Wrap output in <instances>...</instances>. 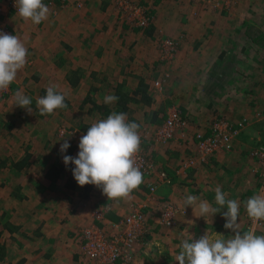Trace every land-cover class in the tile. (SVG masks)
<instances>
[{
  "label": "crops",
  "instance_id": "1",
  "mask_svg": "<svg viewBox=\"0 0 264 264\" xmlns=\"http://www.w3.org/2000/svg\"><path fill=\"white\" fill-rule=\"evenodd\" d=\"M43 3L48 5L49 15L39 25L21 19L16 11L0 15V18L10 16L9 21L13 26H8V34L18 36L25 44L28 49L27 60L30 59L27 65L30 69L33 62L35 68H40V74L34 71L32 75L29 71L24 72V77H17L6 90L0 91V133L8 136L0 137V143H17L18 150H22L23 146L29 147L28 151L25 148L18 159H7L4 156V160L0 161V185L5 184L7 180L15 181L14 192L0 191V204L4 206L0 209V220L4 213L9 217L0 225L2 235H8L6 240H0V264H82L81 258L91 263L83 253L80 233L93 222L94 211L103 206H110V210L106 212L107 220L119 221L123 218L128 210L130 197L108 199L102 189L96 186L87 192L85 186H79L72 175L74 165L66 166L63 163V155L69 154L70 151L72 153L75 145L78 146L80 137L86 133L81 126L82 122H87L86 114L93 109L89 107L94 106L93 101L97 106L103 107L104 96H117L121 87L132 94L141 79L148 86L153 85L154 81L147 80L140 72L120 66V60L126 56L130 63L139 61L143 64L142 59L147 56L144 53H150L141 46L145 34L157 38L161 29H168L167 24L170 36L176 37L181 44L175 69L183 70L195 83L194 86H200L204 80H201L202 75L205 79L207 75H211L212 79L206 83L207 88L219 92L222 85L219 82L225 78V68L236 69L233 82L229 85L232 89L236 84V95L226 92L225 89L220 90L217 99L224 103L219 106L209 96L211 91L206 88L205 92L202 89L197 112L202 114L203 110L208 111V106L213 104L236 123L244 117L250 118V123L235 139L231 150L216 153L207 160L208 162L198 163L185 175L175 173L181 163V159L175 160V157L177 154H180L178 157H183L186 153L189 155L195 144L191 143L187 147L184 142L183 146L190 149L186 151L178 139H173L166 145H157V149L154 147L157 151L153 152L157 167L171 176V183H159L160 189L155 194L183 206L184 197L191 195V192L215 206V188L220 186L227 194L226 199H241L256 172V160L250 154L251 149L264 144V113L261 117L257 116L259 107L263 105L264 108V30H259L257 24H264V0H236V27H233V30L228 28L227 32L224 31V26L231 19L224 17L222 9H217L219 12L215 13L216 15H190L187 21L183 22L176 12L169 10L168 4L163 5L166 6L167 15L162 14V6H158L154 13L152 11L153 26L148 32H143L138 29L144 30V27H136V24L129 20V16L126 17L127 11L116 2L115 5L111 4L110 0H57V4H48L47 0H43ZM78 3H81V6ZM173 4L179 3L174 1ZM166 16L168 17L165 18ZM135 28L137 32L134 31ZM173 28L176 32H172ZM200 43L197 48L196 44ZM188 50L193 52L191 59L182 58ZM158 52V48H154L152 58H146V63L159 54ZM42 56H46L47 60ZM230 57L231 60L228 61ZM208 58L213 63H210ZM42 61L44 63H41ZM129 70L131 74H127ZM180 74L184 76L183 72ZM25 79H35L27 84L36 88L35 91H30V87L25 88L26 86L20 83ZM215 80L217 84L214 83ZM50 86L65 95L67 107L57 109L50 115H40L38 110H35L36 99L42 97L41 91ZM18 91L31 98L32 114L14 105V95ZM148 91L152 103L140 105V108L132 102L129 110L131 113L127 112L132 117L142 118L141 123L142 120L146 121V115L151 117V114H157L160 109L158 94L152 93L150 89ZM88 96L91 98L87 99ZM229 96L236 98L227 99ZM91 102L92 104H89ZM113 104H109V107ZM201 104L203 106H200ZM70 111H73L74 115L79 114V123L65 120L68 119L66 116L70 117ZM96 111L103 113L98 108ZM185 112L190 113L188 110ZM204 115L205 113L203 117ZM163 116L164 113L161 120L158 119L159 122L163 120ZM18 118L25 123L24 126L23 123L21 125L17 122ZM211 119L203 122V127L210 129ZM18 125L22 127L18 129ZM188 131H193L192 126ZM65 139L70 144L66 153L51 156L48 151L54 146H58L59 150ZM28 154V161H20ZM3 166L8 167L5 170L13 171L10 173L11 177L9 174L2 176ZM194 176L196 184L189 186L188 182L192 181ZM152 180L158 178L155 175L147 177L143 174L141 188L139 186L135 190L132 198L146 196L149 191L148 184ZM197 190L200 194H197ZM188 207L189 213L178 217L179 221L188 224H185L184 233H180L182 227L179 222V227L169 229L176 232L174 237H159L158 230L150 244L145 246L144 240L149 239V230L156 225H150L148 221V231L136 246L135 264L148 263V252L153 250L150 248L153 243L158 244V252L160 249L165 250L167 243L171 251L180 250L178 245L184 239L183 235L187 234V226L192 227L195 224L193 228H198L203 218L195 216L199 214L198 210L193 214L191 206ZM192 236L194 237V233ZM12 247L16 248L17 253L13 257L10 256ZM153 248L157 250L156 247ZM156 254L159 257L156 262H161L159 254ZM175 258L176 256H171L168 263L177 264Z\"/></svg>",
  "mask_w": 264,
  "mask_h": 264
},
{
  "label": "clouds",
  "instance_id": "2",
  "mask_svg": "<svg viewBox=\"0 0 264 264\" xmlns=\"http://www.w3.org/2000/svg\"><path fill=\"white\" fill-rule=\"evenodd\" d=\"M16 14L25 21L30 20L39 25L49 15V7L43 0H14ZM28 49L16 36L0 31V91L6 90L16 79L17 73L27 62ZM65 95L54 86L46 89V95L38 97L35 108L40 115L53 114L57 109L67 107ZM118 100L114 94L104 96V103L111 104ZM14 105L33 113L32 100L21 92L14 95ZM139 125L130 122L126 113L112 112L106 119H99L87 128L80 137L78 153L75 157L63 155L70 147L65 139L60 144L63 163L74 165L72 175L81 187L94 185L102 189L108 199H127L143 182V173L136 163L140 151L141 139ZM220 186L215 188L213 207L207 200L194 195H186L183 208L191 206L196 217L221 213L225 219L224 228L230 229L234 235L224 239V235L216 233L210 237L207 233L199 239L191 235L182 240L176 256L178 264H264V235H257L254 230L241 234L239 230L240 204L235 199H226ZM249 218L254 223L264 221V195H254L244 202Z\"/></svg>",
  "mask_w": 264,
  "mask_h": 264
},
{
  "label": "rangeland",
  "instance_id": "3",
  "mask_svg": "<svg viewBox=\"0 0 264 264\" xmlns=\"http://www.w3.org/2000/svg\"><path fill=\"white\" fill-rule=\"evenodd\" d=\"M171 1L172 0H116V1L115 0H110V3L115 5V2H116V4H119V5H121V4L129 5V2H132L134 5L138 4V6H144L147 9V13H150L151 15H152V11L154 13V11L156 10V8L158 6H160V7L162 6V12H163L162 14L167 15L166 6H163V5L168 4L169 5V7H168L169 10L171 12L172 11L176 12L178 18H181L183 20V22L187 21V19L189 18L190 15L197 16V15H200L202 13H206L208 15H216L215 13L219 12V11H217V9H222V10H224L223 11L224 17L226 19H231V21L226 22V24L224 26V31L227 32L228 28H229V30H233V27H236V15H234V14H236V0H173L172 2ZM174 1H176V3L178 2L179 4H177V5L173 4ZM54 4H57V0L55 1ZM173 15H174V13H173ZM9 17L10 16H8L6 18H4V17L0 18V26L4 30H7L8 26L9 27L13 26V23L9 21ZM167 17L168 16H166L165 18H167ZM152 23L150 25H148V26H145L144 30L143 29H138V31L148 32L147 30L153 26ZM233 23L235 24V26H233ZM257 24H258L259 30L260 29L264 30V24L262 22H257ZM136 27H138V26H136ZM132 28H134V27H132ZM167 28H168L167 30H164V29L162 30L161 29V31L157 35V38H156V36L155 37H150V36H148V34L147 35L145 34L144 39H143L144 43H142L141 46H142V49H144V50L147 49V51H149L150 53H144V54H147V56H144V58L142 59L143 64H141V62H139V61H137L136 63L134 61L130 63V62L127 61L126 56H124L120 60V66L125 67V68L130 67L131 69H133V71L140 72V74H143L144 78H146L149 81L150 80L151 81L157 80L158 77L159 76L162 77V75L165 72L169 73V77H168L167 81L165 82L164 88L162 90H157L155 88V86H153V85H150L149 88H148V90L150 89V91H153L152 93H154L156 95L158 94V96H159L158 97V99L160 101L159 112L157 114L155 112L154 115L151 114V117H147V115H146L145 116L146 117V121L142 120V123L140 122V120L142 118H135V117H133V118L135 119L134 122L139 125L138 131H139V135H140V139H141L140 146L145 149V151L147 152V155L150 158L155 160L154 159L155 158V154L153 152L157 153L155 148L157 149L158 148L157 145H162V144H157L152 138H148V137H151V133L149 135H147L148 131H152L154 129L155 125H157L158 123H161L163 121L162 120L161 122H159L161 120V115H163V113L165 115L166 107H169L170 105L178 106L182 110L183 115L188 119L189 126L187 127L185 133L179 134L176 139L179 140L178 142L181 143L182 146H183L184 142H186V146L187 147H189L191 143L195 144L193 146L194 149L192 151L189 148H187L186 146H183L186 149V151L190 150L189 151V155L187 153L184 154L183 157H178V156H180V154L176 155L175 160L177 158H179V160L181 159L180 161L182 162L184 159L188 158V156L196 155L195 147H196L197 143H195V135H196L197 132H202L205 135H209L211 133L212 124H213L212 122H213L214 119L222 117V118L228 119L229 121L232 120L231 122L234 121L233 123H235V125H236V122H235V120H233L231 118H227L225 116V113L220 112L218 107H216L213 104L208 106V109H209L208 111L203 110L202 114H199V112H197L196 107H198V103L200 101L198 99L200 97V95H201L200 92H201L202 89L206 92V88H207L206 83H208L207 81H210L212 79V78H210L211 75L210 76L207 75L206 79H205V76L202 75L201 80L204 79V80H206V82L204 83V80H202V82L200 84L198 83L200 86H194L195 83L189 77L186 76V74L184 73L183 70H177V68L175 69V64H177V62H178L177 57L178 58L180 57L179 52L181 51V48H180L181 44L179 43V40L176 37L170 36V34H169V25L168 24H167ZM174 28H176V27H174ZM174 28L172 29V32H174V31L176 32V29H174ZM134 31L137 32V28H135ZM13 34H15L14 33V29H13ZM148 37H150V38H148ZM168 38L173 39L177 43L175 56H174L173 60L171 61V63H169V62L167 63V61H162L161 52H160V46L162 44L161 43L162 40L168 39ZM235 44H236V41H235ZM200 45H201V43L199 45L196 44L197 48ZM154 48H156V49L158 48V50H159V52H158L159 54L156 55L157 58H155L156 57L155 56V57H153V59L149 63H146V61H147V60L145 61L146 58L148 60L152 58V51H153ZM195 50H196V47H195ZM192 53L193 52L191 50H188L186 52V55L183 54L182 58H184V57L187 58L188 57L189 59H191L190 56H193ZM42 57L44 58L45 61L47 60L46 56H42ZM208 59H209L210 63H213V61L210 58H208ZM29 60H27V62ZM230 60H231V57H230V59H228V61H230ZM27 62H26V65L21 70L18 71L17 77H19V76L24 77V72L26 73L28 71L30 72V74L33 73V71L35 73H37V74H40V70H39L40 68L38 66H36V68H35L34 67V62L32 63L31 69L27 65ZM41 63H44V62L42 61ZM146 65H147V67H146ZM211 65H213V64H211ZM142 66H143V68H142ZM33 67L35 69H33ZM42 67L43 66H41V68ZM200 71H201V69H200ZM182 72H183L184 76H182L180 74ZM127 74H131L130 70H129V73H127ZM235 74H236V69L225 68V70H224L225 78L222 79L219 82V83L222 84L220 89H219V92H214V91H211L212 88H207L208 91H211L209 96H211L212 100H214L217 103V105L220 106L221 103H224V101H222L220 99H217L218 98L217 96H220V92L223 91V89H225L226 92H232V93L236 92V84L235 83H234L235 84L234 88L231 89V87L229 86V85L232 84L233 79H234L233 77L235 76ZM215 76H217V75H215ZM17 77H16V79H17ZM31 77H33V76H31ZM33 80H35V79H31V80L25 79L24 82L20 81V83L23 84L24 87L26 86L25 88L30 87V89H29L30 91H35L36 88L32 87L31 85H27L29 81L32 82ZM37 81L38 80H36V82ZM36 82H34V83H36ZM214 83L217 84L216 80L214 81ZM14 84H15V82H14ZM225 86H227V87H225ZM37 88H39V87H37ZM235 95H236V93H235ZM230 98H236V96H229L227 99H230ZM114 103H116V102H114ZM89 104H92V102L89 103ZM94 104L95 103H93V105ZM190 105H192V107ZM200 106H203V105L201 104ZM89 107H93L94 110L90 109L88 111L89 114L85 113L88 116L87 119H86L87 122H82V126H81L82 130H84L86 132H87V128L90 127L92 123H94L95 121H97L99 119H106L108 115H110L112 112H115V110H113V108H112L110 113L106 114L105 109H102L103 113L99 114L96 111L97 107H94V106H89ZM163 108H164V110L162 111ZM262 108H263V105L261 106V108L259 107V111H257V113L258 112L259 113H264V108L263 109ZM35 110H37V109H35ZM185 110L190 111V113H192V114L186 113ZM159 113L161 114L160 116H159ZM204 113H205V115L203 117ZM126 114H127V118L129 119L130 114H128V113H126ZM20 116L22 118L24 117L22 114H20ZM69 116L70 117L66 116V118H68V119H65V120H71V121H74V123H79V122H77L79 114L78 115H74L73 111H70ZM210 118H212L211 122H210L211 123V125H210L211 127H210V129H207L206 126L203 127V122L205 123ZM158 119H159V121H158ZM163 119H164V116H163ZM202 119H204V120L200 121ZM17 120H18L17 122H20V124L22 125L23 122L21 121V119L18 118ZM24 125H25V123H23V126ZM20 126L18 125V129H20ZM190 126H192V128H193L192 132L188 131ZM195 129H197V130L194 132ZM0 137H5L6 138L8 136H6L5 134H1L0 133ZM9 139H10V137H9ZM17 145H18L17 143H13V144L11 143L9 145L6 144V143H4V144L0 143V161L4 160V158H3L4 156L7 159L11 158V157H12V159H18L24 153L25 148L28 151L29 147L27 148V146H23L22 150L21 149L18 150L17 149ZM75 147H76L74 149L75 151L73 150L74 151V155H73V151H72V153L70 151V153H69L70 156L75 157L77 155L78 146L75 145ZM57 149H58V146H54V148L53 149L51 148L50 151H48V152L49 153L51 152V156H54L56 154H58V156L62 155L60 153V148H59V150H57ZM69 154H67V155H69ZM206 162H208V161H206ZM5 168H8V167L3 166V169H1L2 173H4V174H2V176H6V175L9 174L10 177H11L12 176L11 174H12L13 171L9 172V169L5 170ZM161 169L162 168H158V170H161ZM10 177L8 176V179ZM194 178H195V176L191 179L192 181L188 182L189 186H193V185L196 184V183H194L195 182ZM250 181H251L250 182L251 184H249V187L247 189H245V193L242 195L241 199L239 197L232 198V199L237 200L239 202V204H240L239 218H238L239 230H240L241 234H243L244 232H246L248 230H254L257 235H264V221H261V222H258V223H254L251 220V218L248 217V215L246 213V210H245V207H244V202L248 198H250L251 196H254V195H257V194L264 195V182H263V179L261 177V174L257 171V169H256L255 174L252 176V179H250ZM14 188H15V181H13V180L11 182L7 180L5 184L0 185V191H5L6 193L7 192H14ZM140 188H141V186H140ZM159 189L157 188L156 192L159 191ZM198 191L199 190H197V192ZM134 193H136L135 190L131 193L132 195L130 196V200L127 203V205H128L127 212H129L132 204H134L136 201H137V203L146 201V196L145 195H144L143 198L141 196V197H136V198L133 199L132 197H133ZM190 194L193 195V193H191V192H190ZM197 194H200V193L198 192ZM164 198H166V197H164ZM164 198H163V196L162 197H160V196L158 197L157 196L155 198H150L149 200H147V203L149 204L148 212H147L149 223H150V225H153V224H156V225H153L152 230L151 229L149 230V232H150L149 233L150 234L149 235V239L144 240L145 246L148 243L150 244L151 240H153L152 238H154V233H156L158 230L160 232L159 237H160V235H162L163 237H166V238L174 237L175 236L174 234H176V232L174 230H169V229H175V228L179 227V225L177 226V223H179V222H180V227H182V230H181L180 233H184V230H185L184 227H185V224H186L185 222H182V221L178 220L177 223H176V226L175 225L171 226V228H168V227H166V226H164L162 224H159V222H158V213H159L160 206H161V204H163L162 201H165V200L169 199V198L168 199H164ZM227 199H230V198H227ZM139 200H142V201H139ZM173 203H175L179 207L183 208V206L179 205L175 201H173ZM214 205L215 206H213V207H219V205L217 206V204H214ZM2 207H4L3 204H0V209ZM189 208L190 207H186V210H187L186 214L189 213V210H190ZM226 210H227L226 208L221 209V213L223 211H226ZM127 212L124 214V216L127 215ZM221 213H217L213 217H211L209 215V216H206L205 218H202L201 219L202 222L199 224L198 228L197 227L193 228V226H195V224H193L192 227H188L187 226L186 232H185L187 234L183 235V237H184L183 240L188 239L190 241L191 237L189 235H192L193 233H194V238H196V239H199L200 237H202L206 233L210 237H213V236L216 235V233H218V234L224 235V237H223L224 239L230 238V236L234 235V233L230 229H225L224 228V224H225L226 221L223 218ZM180 215H185V214H181L180 213L179 216ZM8 218H9L8 215L4 213V215L2 216V218L0 220V225H1V222H4ZM186 225H188V224H186ZM2 232H3V230H0V240L1 241L6 240L7 237H8L7 234H6V236L5 235L3 236ZM195 234H197V235L195 236ZM11 243H12V239H11ZM153 244H154L153 246L156 247L157 250H155L153 248V246L150 247L154 251L151 250V251L148 252L150 254V258H149L148 263L145 262V264H156V263L157 264H169L168 262L170 261V257L171 256H177L178 253H179V251H176V250L175 251H171L168 248L169 243H167V246L165 247V250L164 249H162V250L160 249L159 252H158V247H159L158 244H155V243H153ZM11 250H13V251H10L12 253L10 256L13 257L14 254H17L16 253V248L12 247ZM156 252L159 254L161 262H156V259L159 258L157 256ZM81 261H82V264H95L92 261H91V263L87 262L84 258H81ZM132 264H135V260H134V262Z\"/></svg>",
  "mask_w": 264,
  "mask_h": 264
},
{
  "label": "built area",
  "instance_id": "4",
  "mask_svg": "<svg viewBox=\"0 0 264 264\" xmlns=\"http://www.w3.org/2000/svg\"><path fill=\"white\" fill-rule=\"evenodd\" d=\"M56 0H47L48 4L55 3ZM81 6V3H78ZM126 16L136 26L145 27L153 21V16L147 13L144 6L121 4ZM14 0H0V14L15 12ZM128 13V14H127ZM0 31L8 34L9 29L4 30L0 26ZM160 52L162 61L171 63L175 56L177 43L171 39H164L161 42ZM169 77L165 72L162 77L154 81L153 86L157 90H162ZM258 117L262 113H257ZM212 129L209 135L197 132L195 135L196 155L188 156L175 169L177 175H185L189 170L196 167L198 163L206 162L215 153L229 151L233 148L235 139L241 134L243 129L250 123V118L244 117L238 123H233L228 119L219 117L213 120ZM189 126L188 119L183 115L182 110L176 105H170L165 110L164 119L154 126L149 135L157 144H168L181 133H185ZM146 135V136H147ZM251 156L256 160V169L261 174L264 182V144H259L251 149ZM136 163L141 172L147 177L155 175L158 180H152L148 184L146 201L135 202L129 212L119 221L106 219V212L110 206H103L94 211V220L80 233L81 245L84 255L95 264H132L136 258V246L142 241V237L148 231V206L147 200L155 198L159 183H171V176L165 170H158L156 161L147 155L144 148L140 146V151L136 157ZM158 222L166 227L176 225L179 214H186L185 208L179 207L171 200L162 201Z\"/></svg>",
  "mask_w": 264,
  "mask_h": 264
},
{
  "label": "trees",
  "instance_id": "5",
  "mask_svg": "<svg viewBox=\"0 0 264 264\" xmlns=\"http://www.w3.org/2000/svg\"><path fill=\"white\" fill-rule=\"evenodd\" d=\"M12 85V83H11ZM148 84H146L143 79L140 80L139 82V85L138 87L133 91V93L131 94L130 92H126L122 89L118 90V93H117V97H118V100L116 101V103H114L111 107H109V104H105V106H97L96 104H94V107H97L98 109H105L106 111V114H109L110 111L112 110H115L116 113H131L129 110H131V107H130V103L134 102L136 103V105L138 107H140V105H150L152 103V97L148 91ZM42 93V96H45L46 95V89H43L41 91ZM91 97H87V99H89ZM87 99L85 100V102L87 101ZM65 103L67 104L68 102L66 101L65 99ZM95 103V102H93ZM141 108V107H140ZM167 108V107H166ZM130 122H134V118L130 115L129 116V119H128ZM29 154L26 155V157L23 159V160H20V161H28V158H29ZM19 164V163H17ZM21 166V165H20ZM94 185H85V190L87 192H89L91 190V188L93 187Z\"/></svg>",
  "mask_w": 264,
  "mask_h": 264
}]
</instances>
